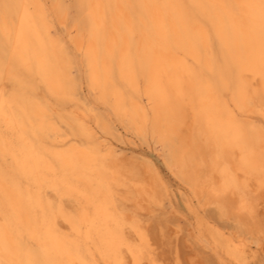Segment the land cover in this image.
Masks as SVG:
<instances>
[{
    "label": "bare ground",
    "instance_id": "1",
    "mask_svg": "<svg viewBox=\"0 0 264 264\" xmlns=\"http://www.w3.org/2000/svg\"><path fill=\"white\" fill-rule=\"evenodd\" d=\"M75 1L73 37L61 22L65 0H0V264H158L144 216L117 208L107 163L117 127L82 101L83 85L136 136L161 143L166 166L194 194L222 207L234 196L236 218L264 233L248 193L252 180L264 189V128L251 120L264 119L261 0ZM39 85L84 106L60 119L86 142H66ZM219 236L228 259L247 264L245 239Z\"/></svg>",
    "mask_w": 264,
    "mask_h": 264
},
{
    "label": "rangeland",
    "instance_id": "2",
    "mask_svg": "<svg viewBox=\"0 0 264 264\" xmlns=\"http://www.w3.org/2000/svg\"><path fill=\"white\" fill-rule=\"evenodd\" d=\"M65 3L67 6L66 19L65 18L61 19V22H64L67 25L69 32H71L70 33L71 36L76 37L78 35V28L77 26H75V20L79 18V11L77 8V4L75 0H65ZM55 19H56L54 20L55 26L57 30L58 31L60 30V32L62 33L64 30L63 23L60 22L59 18H55ZM65 38H66L65 41L67 40L70 49L71 48L73 49V46H71L69 42V36L66 35ZM74 73L78 75L79 72L77 69H75ZM3 83H4V87H6L9 90L12 89L13 86L11 81L4 80ZM39 87L40 88L38 89V97L39 99L46 102L48 108L51 110L48 113L50 114L52 112L50 114L52 116L54 114L53 117L55 121L61 126L62 130L66 134L65 136L66 142L70 145L71 144L82 145L84 142H86L87 141L86 137L75 135L74 132L71 130V128L67 124L62 122L60 119L61 116H62L61 118H67L68 116H72V115L76 116L78 114L79 116H82V114L84 113L83 111L84 106L79 105V103L75 101H67L65 104H62L61 102H58L56 98L49 96V94L44 89L43 85H39ZM83 87L84 90H83V96L81 98L82 101L85 102L87 105H93V103H97L96 109L98 110V112L108 116V118L110 117L109 119L110 120L112 119L111 122L114 128L115 127L118 128V129L115 128L116 132H114L112 136H107V139L112 143V146L114 145L111 148V150L115 151L114 154L112 153L113 156L112 154L107 156V163L111 167H113L114 171H116L117 174L116 175L117 182L113 185L115 192V202L117 204L118 210L120 211H124L129 215H133L136 213L144 216L145 232H149L147 233V236L149 235L148 238L150 242L152 241L151 245L153 249V254L156 257V260L158 259L157 260L158 264H224V263L238 264L237 262L230 260V258L228 259V256H226L224 248L221 245L215 244L214 241L216 238H220L219 235H222L224 238H235V239L241 236V238H244L246 243L248 244L246 247L247 250L246 254L248 256L247 257L248 261L246 263L264 264V249H262V247L264 248V242L262 244V240H264V233L258 232L251 225L250 228L246 221L241 219L238 220L236 218L235 214L237 211L234 207L230 205V203L234 201L233 199H235L234 196L232 197L233 199L232 198H228L229 200L225 199L224 200L225 206L222 207L224 203L221 204V202L220 203L217 202L216 200L217 197L214 196H212V198L209 197L206 191L194 194L192 188L187 183L182 181L180 178L175 176L166 166V163L163 160L167 154L166 151L167 149L161 143L157 142L156 139H155L156 142L153 141L154 138L149 134L147 135L148 139L147 137L145 138L141 136L142 137L141 138L140 136H136L135 135L136 133H134V131L131 129V127L127 122L119 121L115 116L109 113V110L104 104L102 103L100 104V102L96 100L97 92L89 90L88 87L86 88V85H83ZM88 98L90 99L88 100ZM102 108H104L105 110ZM251 117H252L251 120L255 122L256 125L258 124L259 126L263 125L262 127L264 128V119L261 115L252 114ZM91 123H93V121H91ZM118 137H120L121 139L119 140ZM127 137L128 139H126ZM149 140H151L152 142ZM116 148L118 150H116ZM120 149L122 151H120ZM109 158H112L113 160H109ZM109 161L111 162L109 163ZM118 165H120L121 167ZM130 176L132 179L130 178ZM133 177L135 178L133 179ZM157 180L158 181L161 180L159 183L160 186L158 188H157V184H158ZM125 181L126 182L128 181V183H125ZM154 181H157L156 185ZM252 182L253 180L250 182V185L252 186L249 188L248 193L250 192L251 189V192L249 194L255 200L258 201V202L255 201L256 205L258 204V206L256 207L257 210L256 220L264 228V219H263L264 213L261 212L262 208L264 209V203H262L263 202L262 200H264L263 197L264 189H258L256 183L255 185H253L254 182L253 183ZM129 183H132L130 184L131 186L129 185ZM163 185L165 186V188L163 187ZM153 190H155V193H153L154 192ZM166 191L168 195L166 194ZM256 191L259 194L255 193ZM129 194L134 196L130 197ZM135 194H138L140 196H137ZM256 194L258 195V197H256ZM153 196H155L156 198L158 197L157 201L155 200L157 203H159L158 205L155 201H152L156 199L153 198ZM200 196H203V198ZM201 198L203 199V201ZM168 199L170 200V202ZM207 199L212 200L211 203L208 204V201L210 200ZM67 200L68 199L64 200V204H67L65 206L69 210L75 211L76 204H73V200L69 199L68 200L69 203L67 202ZM126 205L129 206L127 207ZM160 205L164 209L161 208ZM259 205L261 206L259 207ZM258 208H260V212H258ZM262 211L264 212V210ZM150 212H152V214ZM256 231L257 233H255ZM245 232H247V234ZM251 233H253L254 235ZM248 234L252 236H249ZM260 236L261 238L263 237L262 240ZM254 241L256 242L257 245L254 244L255 243ZM142 264H149V263L147 261H143Z\"/></svg>",
    "mask_w": 264,
    "mask_h": 264
},
{
    "label": "snow or ice",
    "instance_id": "3",
    "mask_svg": "<svg viewBox=\"0 0 264 264\" xmlns=\"http://www.w3.org/2000/svg\"><path fill=\"white\" fill-rule=\"evenodd\" d=\"M3 7H4V9L7 12V9H9L11 6L8 5V4H4ZM259 8L261 10V19H262V21H264V0H261V3L259 5Z\"/></svg>",
    "mask_w": 264,
    "mask_h": 264
}]
</instances>
